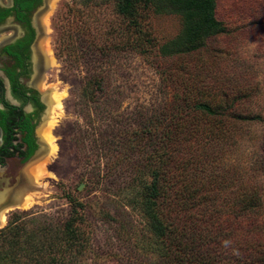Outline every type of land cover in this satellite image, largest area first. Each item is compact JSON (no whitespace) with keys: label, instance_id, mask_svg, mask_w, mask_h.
Instances as JSON below:
<instances>
[{"label":"rangeland","instance_id":"obj_1","mask_svg":"<svg viewBox=\"0 0 264 264\" xmlns=\"http://www.w3.org/2000/svg\"><path fill=\"white\" fill-rule=\"evenodd\" d=\"M215 2L224 31L197 51L167 57L157 46L179 32L177 16L148 11L141 28L150 43L132 47L135 36L117 12V0H45L35 45L45 64L35 88L49 101L53 88L63 92L51 127L56 150L44 160L47 145L44 155L35 152L16 166L21 180L15 197L28 201L8 208L0 230L12 224H21L20 231L46 224L62 229L72 215L84 264H164V254L153 250L157 243L145 217L127 207L124 196L138 179L150 180L145 164L165 144V213L184 229L190 223L183 232L192 226L196 231L201 220L210 229L215 211L222 212L245 188L259 195L257 214L264 223V121L231 124L232 109L212 116L198 109L186 114L195 99L229 103L240 97L244 107L238 105L236 114L246 108L264 120V0ZM91 73L100 76L102 87L88 98L82 88ZM48 111L56 110L46 101L35 136ZM158 116L160 123L153 124ZM171 116L185 126L173 127ZM149 119L150 126L141 130ZM172 133L178 137L169 143L159 139ZM195 189L209 200L195 197ZM204 207L212 210L211 217ZM224 215L221 229L232 233L231 244L263 231L254 216L230 220ZM259 242L263 247V238Z\"/></svg>","mask_w":264,"mask_h":264},{"label":"trees","instance_id":"obj_2","mask_svg":"<svg viewBox=\"0 0 264 264\" xmlns=\"http://www.w3.org/2000/svg\"><path fill=\"white\" fill-rule=\"evenodd\" d=\"M18 4V9L24 6L21 2ZM116 9L122 18L126 19L130 34L135 36L133 39L128 37L132 47H138L139 44L146 42L150 43L148 31L141 28L144 23L142 20L147 18L148 11L177 16L181 23L179 32L157 46L159 54L167 57L197 51L206 45L209 38L222 33L225 29L222 19L216 15L215 0H117ZM101 87L100 76L97 73L88 74L84 80L82 95L88 98L94 96L101 90ZM216 101L213 100L211 103L206 99H195L192 106H187L190 110H187L186 114L188 115L191 109L192 111L198 109L205 116H212L232 109L228 111L232 113L228 120L231 124L264 121L257 113H251L246 108L241 110L243 111L241 114H236L239 111L233 110H236L238 105L240 108L244 107L242 106L244 101L240 97L233 98L229 103L228 100ZM241 101L242 104H240ZM173 118L174 116L169 118L173 127L185 126L184 120L180 121L181 126H179ZM160 121V116H158L156 120L153 119V124L160 123ZM150 123L152 119L141 123V130H147ZM115 134L116 132L113 133L114 137ZM177 137L176 133H172L165 134V138L159 139L161 142L169 143ZM165 145L163 149H156L149 158L150 162L143 163L147 166L150 180L138 179L131 188L133 191L124 196L126 206L133 209L138 208L145 217L147 228L157 243L153 250L157 254H164L166 257L164 264H222L226 260L236 262V264H264V245L260 248L259 242L262 238L264 241V223L260 224L257 214L261 208L259 195L252 189L250 191L249 188H245L244 191L237 192L235 196L229 198L230 201L222 210L223 213L220 210L215 211L216 218L215 215L213 216L215 225L210 229L206 226L207 221L201 220L196 231L193 232L195 228L192 226L186 233L183 230L187 229L190 223L185 225L184 229L179 222L169 219L165 213L166 200L164 198L167 190L165 172L168 171L164 160ZM139 171L141 172L142 169ZM195 191V197L202 198L199 194L197 195L196 189L193 193ZM208 198L210 197L202 198V200L207 199L208 201ZM205 210L208 211L207 216L211 217L212 210L208 208ZM224 212H227V218L230 220L240 219L242 216L250 218L254 216L252 218L255 221L254 224L263 228L262 233L260 231L258 233L259 238H252L248 235L243 238L242 243L231 244L229 240H231L232 233L228 229H221L225 219ZM75 222L76 218L71 215L63 222L62 229L47 224L31 231H20L21 224L5 227L0 230V264H84L80 255L84 246L77 243ZM204 226L207 229H204ZM202 230H204L203 233H201ZM20 234L23 235L22 238ZM184 240L187 242L183 243ZM253 240H257L259 246L255 245ZM175 242H178L176 247H174ZM21 243L23 246L20 245Z\"/></svg>","mask_w":264,"mask_h":264},{"label":"flooded vegetation","instance_id":"obj_3","mask_svg":"<svg viewBox=\"0 0 264 264\" xmlns=\"http://www.w3.org/2000/svg\"><path fill=\"white\" fill-rule=\"evenodd\" d=\"M19 2L24 6L18 9ZM45 7V0L0 4V223L20 191L16 166L34 157L39 143L44 150L36 157L47 150L48 144L34 134L46 101L51 107L48 94L40 96L35 88L45 64L35 46L41 34L38 16Z\"/></svg>","mask_w":264,"mask_h":264},{"label":"bare ground","instance_id":"obj_4","mask_svg":"<svg viewBox=\"0 0 264 264\" xmlns=\"http://www.w3.org/2000/svg\"><path fill=\"white\" fill-rule=\"evenodd\" d=\"M62 95H63V92H58L57 93L56 90L53 88L52 93L50 95V103H51V105L53 106V108L56 111H51L49 116H48V118L46 119V121L44 123H42L39 126V128H37V135L39 136V138L42 141L46 142L48 144V147H49L48 155L44 158V160L46 158H48L51 154H53L55 152V150H56L55 138L52 135L51 127L56 122V117H57L56 115L58 114L57 110L59 111L60 107L62 106L61 102H60V98H61ZM40 168H41V166L38 167V170ZM39 171H41V170H39ZM38 173H40V172H38ZM27 199L28 198H26L23 195H22V197L20 199H17L15 197V202L13 204H11L9 207L10 208H15V207H20L22 205H26V203L28 201ZM2 220H4V216H2Z\"/></svg>","mask_w":264,"mask_h":264},{"label":"water","instance_id":"obj_5","mask_svg":"<svg viewBox=\"0 0 264 264\" xmlns=\"http://www.w3.org/2000/svg\"><path fill=\"white\" fill-rule=\"evenodd\" d=\"M0 4H1V0H0ZM45 117V116H44ZM38 152L40 151V153L41 152H43V150H44V148H42L43 147V143L41 142V144L39 143V145H38ZM37 153V152H36Z\"/></svg>","mask_w":264,"mask_h":264}]
</instances>
